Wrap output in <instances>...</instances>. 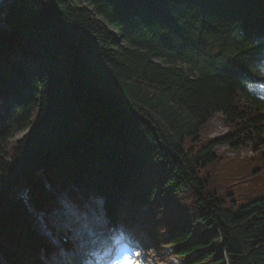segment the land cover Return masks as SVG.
<instances>
[{
	"label": "trees",
	"instance_id": "16d2710c",
	"mask_svg": "<svg viewBox=\"0 0 264 264\" xmlns=\"http://www.w3.org/2000/svg\"><path fill=\"white\" fill-rule=\"evenodd\" d=\"M217 115L229 132L207 140ZM251 143L264 146V0H9L0 7L7 264H46L42 251L49 257L57 249L16 199L29 185L38 209L56 204L42 169L57 190L79 186L77 201L102 197L111 229L133 222L139 209L147 246H173L183 264H264V194L251 184L249 201L235 208L217 179L202 177L223 159L217 146ZM163 259L169 264L156 256Z\"/></svg>",
	"mask_w": 264,
	"mask_h": 264
},
{
	"label": "rangeland",
	"instance_id": "374dc122",
	"mask_svg": "<svg viewBox=\"0 0 264 264\" xmlns=\"http://www.w3.org/2000/svg\"><path fill=\"white\" fill-rule=\"evenodd\" d=\"M7 4V3H6ZM6 4H2L0 7H2V10L6 7ZM2 18L4 19V15L2 14ZM1 25L4 26V21L1 23ZM7 28V27H6ZM221 115H217L212 123L210 125L207 126V129L204 131L203 136L205 138L211 139V138H219L222 137L225 134L226 128L223 125V122L221 120ZM25 133L24 131L18 132L11 140L10 143H14L16 140L20 139L22 137V135ZM221 154H224L225 156H230L227 155L229 154L227 149H224ZM221 155V156H224ZM257 166L262 167L260 171H257L255 173H251L252 170L254 168H256ZM206 175H211L212 179H217L218 180V187L220 189L223 190V196H226L228 194H230V196H228L226 199H234L237 201V205L236 207H240L244 204H246L249 201V197L247 195L248 190L250 189V186L252 184V187H255L261 194H264V159H256V160H251V159H234V158H229V157H224L222 159V161H220V164H217L215 167H212L210 169V173H204L202 174V177L204 178ZM250 176H254L253 178H255V181L250 182V183H245V184H241L239 181L242 177H250ZM235 178L236 180L233 181L234 183H236L235 186H229V182L231 179ZM68 194V193H67ZM69 197V196H68ZM255 197H260L259 194L256 195ZM67 198V197H66ZM94 201V200H93ZM71 205V203H70ZM94 203L92 202V200H90L89 204L87 205H72V206H67L65 202H61V200H57V205L55 208H52L51 210L53 212H51L50 214L48 213L46 218H45V222L47 224V226L51 227L53 229V231L56 233L58 231V233L61 234H65L66 231H69L71 229V231L73 233H70V239L72 241V243L77 240V236L81 233L82 229L80 228L79 225H81L79 223V217L76 216V214L81 215V216H86L85 215V209H91L93 208ZM57 208V209H56ZM92 210V209H91ZM89 210V211H91ZM92 215L94 217L95 220H97V217L100 218L101 216V211L100 209L96 208L95 210L92 211ZM99 214V216H98ZM34 218V227L42 234L44 235V233H47V235H49L48 231H44V227L42 229V227H40L39 225H37L38 223L35 222V217ZM142 220L141 217V212L138 209L137 210V214L135 216V218L133 219V222L129 223L127 225V227L130 230H135L133 232H135L136 234V242L135 245H130L127 248L129 249V252L131 251V249H134V255L135 257L138 259L139 264H155L153 261V256L151 255V252L148 250L150 247L146 246V243L141 241H145V236L144 234H142V229L140 227V225H138V223ZM106 229V225L105 222L103 223V229ZM134 234V235H135ZM130 235H133V233H130ZM47 237V236H46ZM97 240V239H96ZM54 243L58 244V240H56L55 238H53ZM96 242V241H94ZM98 242V241H97ZM87 241H82V243L76 244L73 246L74 250L73 252H71V254L75 253V249L77 246V251L79 256L83 257L84 261L89 262L87 256L90 255L92 253V248H90L88 251L84 250V247L86 245ZM148 249H146L144 246ZM133 246V247H132ZM150 250H154L153 248H150ZM136 253H139V256L136 255ZM169 254V250L167 252ZM171 253V251H170ZM59 255L64 256V253L62 251V249H59L57 252H55L52 257H51V262L53 264H59L58 261L60 262V258ZM69 261V260H68ZM48 262V261H47ZM73 264H79L80 261H72ZM71 262V264H72ZM170 264H182V261H180L179 259L173 257L172 261Z\"/></svg>",
	"mask_w": 264,
	"mask_h": 264
},
{
	"label": "bare ground",
	"instance_id": "6f19581e",
	"mask_svg": "<svg viewBox=\"0 0 264 264\" xmlns=\"http://www.w3.org/2000/svg\"><path fill=\"white\" fill-rule=\"evenodd\" d=\"M4 17L6 16L5 14H3ZM76 216H78L79 222H81L80 228L82 229L81 233L77 236V240L76 241H81V240H85L87 241L84 250H88L89 248H91L94 245V238H96L98 236V234H93L94 232H99L101 228L98 227H103L102 222H100V220L98 222L96 221H90V222H86L84 221V219L81 218V215L76 214Z\"/></svg>",
	"mask_w": 264,
	"mask_h": 264
},
{
	"label": "snow or ice",
	"instance_id": "6c2138e0",
	"mask_svg": "<svg viewBox=\"0 0 264 264\" xmlns=\"http://www.w3.org/2000/svg\"><path fill=\"white\" fill-rule=\"evenodd\" d=\"M137 256H139V253H136ZM126 264H139L138 261H134V260H131V259H127L126 260Z\"/></svg>",
	"mask_w": 264,
	"mask_h": 264
},
{
	"label": "water",
	"instance_id": "95a60500",
	"mask_svg": "<svg viewBox=\"0 0 264 264\" xmlns=\"http://www.w3.org/2000/svg\"><path fill=\"white\" fill-rule=\"evenodd\" d=\"M6 3L9 4V0H0V6H1L2 4H6Z\"/></svg>",
	"mask_w": 264,
	"mask_h": 264
}]
</instances>
